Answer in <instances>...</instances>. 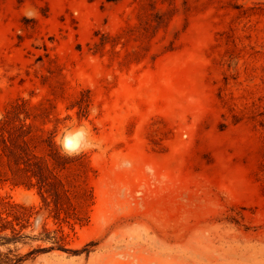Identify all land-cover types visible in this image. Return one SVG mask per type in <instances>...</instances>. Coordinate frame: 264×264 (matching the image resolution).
I'll return each mask as SVG.
<instances>
[{"label": "rangeland", "instance_id": "374dc122", "mask_svg": "<svg viewBox=\"0 0 264 264\" xmlns=\"http://www.w3.org/2000/svg\"><path fill=\"white\" fill-rule=\"evenodd\" d=\"M15 109L40 178L0 159V264H264V0H0Z\"/></svg>", "mask_w": 264, "mask_h": 264}, {"label": "trees", "instance_id": "16d2710c", "mask_svg": "<svg viewBox=\"0 0 264 264\" xmlns=\"http://www.w3.org/2000/svg\"><path fill=\"white\" fill-rule=\"evenodd\" d=\"M21 112L18 110L9 111L7 113V116L0 121V159L8 158L9 159V167L12 172V178L10 181L15 186L20 185H26V186H34L32 180L34 178L39 179V175L36 174L35 171H33L34 166H38V158L34 156L32 159H28L26 162L21 163L18 156L16 154H12V156H8L6 150L9 149V143L15 146V140L16 139H22L25 144H28V142L25 140V138L28 136L25 132V126L24 125H18L17 123L21 122L20 119ZM22 123V122H21ZM57 158L59 160H62L63 157L58 152L57 146ZM2 152V153H1ZM15 158V165H12L11 159ZM25 165L23 168L22 165ZM61 165L58 164V161H56L55 167L59 168ZM49 174L52 177L56 178L54 175L53 170L50 168V166L47 167Z\"/></svg>", "mask_w": 264, "mask_h": 264}, {"label": "clouds", "instance_id": "9594fccd", "mask_svg": "<svg viewBox=\"0 0 264 264\" xmlns=\"http://www.w3.org/2000/svg\"><path fill=\"white\" fill-rule=\"evenodd\" d=\"M54 142L63 155L74 157L91 150L90 146L95 143V140L87 124L80 122L58 131Z\"/></svg>", "mask_w": 264, "mask_h": 264}]
</instances>
